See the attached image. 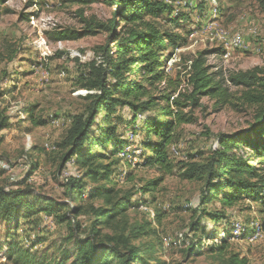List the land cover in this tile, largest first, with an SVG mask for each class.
I'll return each instance as SVG.
<instances>
[{
	"label": "rangeland",
	"instance_id": "374dc122",
	"mask_svg": "<svg viewBox=\"0 0 264 264\" xmlns=\"http://www.w3.org/2000/svg\"><path fill=\"white\" fill-rule=\"evenodd\" d=\"M162 1L172 6L170 14H161L162 22L178 37L177 42L183 43L165 50L164 54L170 57L164 72L175 74L179 71V75L183 76V61L188 56L200 50H215L206 56L210 72H218L217 78L225 79L224 85L239 96L240 88L232 86L227 77L232 72L264 64V8L256 0H216L220 35H216L212 42H200V38H207L202 31L191 39L188 34L192 27L200 30L201 24L211 16L207 12L206 1ZM78 10L85 16L105 20L110 17L112 6L105 0L84 5H65L60 0L0 2V110L10 116L8 127L0 131V188L14 190L30 184L35 192L46 197L61 202L68 200L65 195L66 177L77 171L71 160L58 173L53 156L57 153L56 144L70 126L72 116L81 113L87 104L83 99L82 80L87 72L85 63L92 59L94 47L106 39L105 33L74 40L52 38L55 28H81ZM31 14L35 15L34 25L30 23ZM169 18L177 19L175 23H168ZM42 39L46 43L45 55L38 48ZM178 48L181 49L176 50ZM185 81L182 79L181 87L186 86ZM232 101L233 104L218 107L215 98L204 96L200 106L184 110L192 121L173 129L172 140L166 147L171 163L170 173L151 162L148 150L143 147L145 131L140 120L147 114L155 115V111L137 113L136 120L131 124L132 112L118 106L104 123L114 124V142L119 143L114 146L110 145L113 142L110 141L106 149L108 158L104 162L114 163L111 167L112 182L106 185L113 186L119 194L134 192L131 199L133 205L127 210L125 218L129 223H150L151 233L136 239L134 244L149 247L150 255L155 259L152 264H223L222 259L207 251L211 240L202 241L201 254L185 255L186 235L191 237L189 225L195 221L201 208L199 198L204 190V181L186 179L180 174L188 163L209 159L213 148L218 145L219 134L240 131V138L249 134L245 130L255 120V107L235 98ZM27 108H32L33 115L44 123L32 125L29 115L24 113ZM149 138L157 139L153 135ZM233 151L245 156L250 153L248 147L242 145ZM252 163L259 165L258 159ZM153 181L156 185L151 187ZM84 182L87 189L102 181ZM226 183L224 179L218 181V184ZM226 190L218 189L219 192ZM82 196L86 198L85 194ZM89 201L96 205L103 203L98 197ZM140 204H146L153 212L142 210ZM41 206L43 203L38 205ZM205 209L208 213L223 211L227 216L226 222L213 223L205 218L200 221L207 230L216 228L215 240L225 236L228 250L244 256L247 264H264V204L244 196L228 207H222L217 199H212ZM38 217L37 224L32 226L22 221L16 231L12 230L21 244L29 247L41 241L33 248L38 250L37 255L46 246H51L48 255L51 252L58 255V244L74 248L72 243L62 240L67 235L64 223H57L43 212ZM79 220L85 229L89 221L84 216H79ZM236 223L242 228V235L237 238L232 235L231 229ZM7 227L12 229L13 223L0 220V241L5 240L3 234ZM256 228L260 231L257 236Z\"/></svg>",
	"mask_w": 264,
	"mask_h": 264
},
{
	"label": "trees",
	"instance_id": "16d2710c",
	"mask_svg": "<svg viewBox=\"0 0 264 264\" xmlns=\"http://www.w3.org/2000/svg\"><path fill=\"white\" fill-rule=\"evenodd\" d=\"M93 1L60 0L65 5H84ZM105 1L112 6L107 19L88 17L78 10L80 29L58 27L52 34L55 40L106 34L105 42L94 47L92 59L85 63L87 72L82 80L83 99L87 104L81 113L72 116L53 156L58 173L71 160L77 171L66 177L65 195L68 200L61 202L46 197L35 192L30 184L14 190L0 188V220L13 223L12 229H5V240L0 241V264H152L155 259L151 257L149 247L134 244L136 239L151 233L150 223H129L125 218L133 205L134 192L119 194L113 186L106 185L112 182L111 167L114 164L104 162L108 158L106 149L110 141L114 146L119 143L114 142V124L104 123L118 106L132 112L131 124L137 113L155 111V115L147 114L140 120L145 131L143 147L148 150L151 162L170 173L166 147L172 140L173 129L192 121L184 110L200 106L204 96L215 98L218 107L233 104L235 98L255 107L256 113L255 120L245 130L248 135L240 138V131L219 134L218 145L213 148L209 159L200 163L190 162L181 172L183 178L204 181V190L199 198L201 208L195 221L189 225L191 237L186 235L185 255L201 254L202 241L211 240L207 251L222 259L223 264H247L244 256L228 250L225 236L215 240L216 228L207 230L200 221L204 218L213 223L228 221L223 211H206L205 206L212 199H217L222 207H228L244 196L264 204V64L228 75L227 81L240 88L239 96L224 85L225 79L217 78L218 72H210L206 56L215 50H200L188 56L183 61V76L179 71L175 74L164 72L170 57L164 54L165 50L183 44L177 42L178 37L165 27L161 19L163 12H172V6L162 0ZM256 1L264 8V0ZM176 19L169 18L167 22L175 23ZM182 79L186 80V88L180 86ZM24 113L29 115L32 125L44 123L33 115L32 108L25 109ZM9 120L10 116L0 110V131L8 127ZM151 135L157 139H150ZM241 145L248 147L250 153L246 156L233 151ZM254 159H258V166L252 163ZM220 179L227 183L218 184ZM84 180L103 183L86 189ZM155 182H151V187L156 185ZM222 188L227 190L219 192L218 189ZM97 197L102 199V204L89 201ZM41 203L43 206L38 207ZM41 212L52 216L57 223L65 224L67 235L62 240L72 243L73 249L58 244V255L52 252L48 255L51 246H46L37 255L38 250L33 248L41 241L26 247L15 238L12 230L16 231L22 221L32 226L37 224ZM79 216L89 221L85 229ZM226 231L224 229V233Z\"/></svg>",
	"mask_w": 264,
	"mask_h": 264
},
{
	"label": "built area",
	"instance_id": "2783aa9c",
	"mask_svg": "<svg viewBox=\"0 0 264 264\" xmlns=\"http://www.w3.org/2000/svg\"><path fill=\"white\" fill-rule=\"evenodd\" d=\"M169 1V0H168ZM206 1V5L208 6V11L209 14L211 15L208 20L205 21L204 24H201L200 26V30H197V28H191L190 29V32L188 34V37L189 39H191L192 37H195V35L199 34V32L201 33V31L207 35V38H200V42L203 41V40H206V41H209V42H212L215 40L216 38V35H220L218 34V27H219V23H218V16H219V9H218V5H217V2L216 0H205ZM34 14H31L29 16V19H30V23L32 25H34L33 23V18H34ZM202 33V34H203ZM196 40V38L194 39V41ZM197 40V42L199 41ZM195 42V43H197ZM46 47V43L45 41L42 39L40 43H38V48L41 49V52H44L42 55H45V48ZM181 48H178L176 50H179ZM227 54V52L225 53ZM140 208L142 210H147V211H151L153 212L146 204H140ZM231 229H232V235H234L235 238L237 237H240L242 235V228L239 227V225H237V223L234 225V226H231ZM260 233L259 231V228H256L255 230V235L257 236L258 234Z\"/></svg>",
	"mask_w": 264,
	"mask_h": 264
}]
</instances>
